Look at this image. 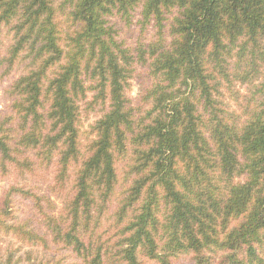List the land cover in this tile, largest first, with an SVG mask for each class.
<instances>
[{"label":"trees","instance_id":"obj_1","mask_svg":"<svg viewBox=\"0 0 264 264\" xmlns=\"http://www.w3.org/2000/svg\"><path fill=\"white\" fill-rule=\"evenodd\" d=\"M0 103V264H264V0H0Z\"/></svg>","mask_w":264,"mask_h":264},{"label":"rangeland","instance_id":"obj_2","mask_svg":"<svg viewBox=\"0 0 264 264\" xmlns=\"http://www.w3.org/2000/svg\"><path fill=\"white\" fill-rule=\"evenodd\" d=\"M138 18H136L130 27L125 25H120V39L124 42V48L128 49L131 54L134 56L137 55V49L140 47L146 48L148 44L154 42L156 39L155 32L156 30L149 26L146 30H142L140 25L137 23ZM148 72L146 67L137 64L135 65L134 78L131 80V93L130 99L134 107L139 106L141 101V96L144 94V88L151 85L152 80L149 79ZM257 84V83H256ZM240 85L237 83L232 84L230 90L226 87L221 90V101L225 107L234 112L236 115H241L240 109L246 106L248 99H259V95H254L256 85ZM4 101H2L3 103ZM0 103V109L2 107ZM99 114L97 112L88 115L84 119V130H87L88 126L93 123ZM6 186L5 183H0V192ZM25 215L30 214L31 212L26 208L23 209Z\"/></svg>","mask_w":264,"mask_h":264}]
</instances>
